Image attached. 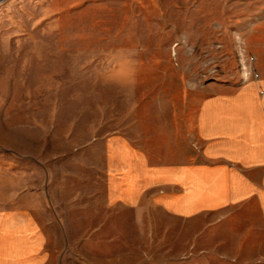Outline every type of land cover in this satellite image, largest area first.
<instances>
[{
  "label": "rangeland",
  "instance_id": "rangeland-1",
  "mask_svg": "<svg viewBox=\"0 0 264 264\" xmlns=\"http://www.w3.org/2000/svg\"><path fill=\"white\" fill-rule=\"evenodd\" d=\"M255 55L264 0H0V209L32 208L54 246L63 227L98 264H236L216 216L185 230L148 212L142 229L109 210L106 149L118 137L153 165L200 161L201 102L258 76Z\"/></svg>",
  "mask_w": 264,
  "mask_h": 264
},
{
  "label": "crops",
  "instance_id": "crops-1",
  "mask_svg": "<svg viewBox=\"0 0 264 264\" xmlns=\"http://www.w3.org/2000/svg\"><path fill=\"white\" fill-rule=\"evenodd\" d=\"M255 36H249L254 47ZM256 59L259 78L232 92L210 87L201 102L196 120L200 161L153 165L130 140L108 141L109 210L132 212L142 229L148 212L185 230L194 218L216 216L217 230L236 231V264H264V62ZM61 230V245L54 246L52 233L32 208L0 209V264H98L72 255Z\"/></svg>",
  "mask_w": 264,
  "mask_h": 264
},
{
  "label": "built area",
  "instance_id": "built-area-1",
  "mask_svg": "<svg viewBox=\"0 0 264 264\" xmlns=\"http://www.w3.org/2000/svg\"><path fill=\"white\" fill-rule=\"evenodd\" d=\"M256 78H259V75H258V76H256Z\"/></svg>",
  "mask_w": 264,
  "mask_h": 264
}]
</instances>
